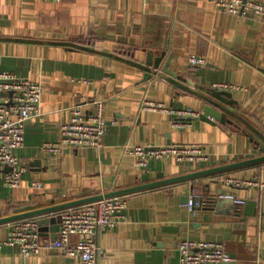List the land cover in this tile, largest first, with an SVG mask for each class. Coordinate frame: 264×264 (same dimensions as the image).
Returning a JSON list of instances; mask_svg holds the SVG:
<instances>
[{"label": "crops", "instance_id": "obj_1", "mask_svg": "<svg viewBox=\"0 0 264 264\" xmlns=\"http://www.w3.org/2000/svg\"><path fill=\"white\" fill-rule=\"evenodd\" d=\"M192 54L204 64L190 65ZM148 56H162L160 66L169 60L168 69L200 92L219 81L241 86L232 91L231 109L264 134V17L230 14L211 0H0V71L42 86L40 114L26 121L18 151L26 166L20 185L7 188L0 167V218L60 203L64 196L74 200L150 182L160 172L168 178L260 154L250 137L263 141L234 117L239 127L197 118L177 128L165 112L140 110L143 98L200 112L205 105L163 76L144 81V70L126 60L142 64ZM94 99L105 101L112 123L100 148H64L57 155L39 149L59 140L70 106ZM174 143L203 145L209 161L167 158L142 167L126 152L130 145ZM229 176L264 181V162L122 194L125 219L99 236L105 256L98 264H178L176 246L183 239L222 242L232 257L226 264H264V189L225 187ZM32 180L42 188H31ZM222 191L244 204L205 203ZM190 194L203 197L200 209L188 210ZM249 200L255 216L244 214ZM11 222L0 223V240ZM21 263L85 264L58 249L24 258L16 246L0 248V264Z\"/></svg>", "mask_w": 264, "mask_h": 264}, {"label": "built area", "instance_id": "obj_2", "mask_svg": "<svg viewBox=\"0 0 264 264\" xmlns=\"http://www.w3.org/2000/svg\"><path fill=\"white\" fill-rule=\"evenodd\" d=\"M59 2L60 0H45ZM221 10L239 16L264 17V3L257 0H211ZM188 62L192 66L204 64L203 57L190 55ZM212 87L218 90L235 91L241 86L229 82H214ZM0 167H9L3 173V183L13 189L20 185L26 170L18 151L24 146L25 123L29 118L40 114L42 86L39 81L10 71H0ZM90 105L88 111L85 106ZM140 110L161 111L170 117L173 127L183 128L197 119L200 111L191 107L174 108L158 100L143 98ZM105 101L94 99L76 102L69 108V118L59 128L60 138L55 142L45 141L39 149L48 155L60 154L64 148L80 147L100 148L103 136L109 125L105 118ZM135 164L147 167L152 160L174 158L178 162H207L209 154L204 146L197 143H174L152 146L137 144L126 146ZM225 187L259 186L264 189L261 179L226 177L222 180ZM42 183L32 180L30 187L42 188ZM219 198H228L238 204L244 200L234 198L233 194L222 191ZM203 197L190 194L186 201L189 211L202 205ZM127 199L125 195L104 197L76 206L66 207L57 212L58 231L52 239L40 230L36 217H26L12 221L5 239L0 240V248L16 246L22 257L37 255L42 248L58 249L64 255L78 256L85 264H98L105 256V250L99 243V236L108 228H113L125 219ZM178 264H220L232 261L230 253L222 242L212 240L183 239L177 243ZM26 264V263H21Z\"/></svg>", "mask_w": 264, "mask_h": 264}, {"label": "water", "instance_id": "obj_3", "mask_svg": "<svg viewBox=\"0 0 264 264\" xmlns=\"http://www.w3.org/2000/svg\"><path fill=\"white\" fill-rule=\"evenodd\" d=\"M66 43V42H65ZM64 43V44H65ZM78 46V45H77ZM82 48H87L84 46H78ZM126 59V58H125ZM162 56L155 58L153 61L149 56L145 60L144 63L140 64L138 62H134L131 59H126L127 61L135 64L136 66H139L141 69L144 70L143 72V80H148L153 77V75L163 76L170 82H173L177 87L181 88L184 91L190 92L192 94L198 95L200 98H202L205 101V105L203 106L202 111L200 112V115L198 119L206 121L210 124H217L218 122L221 124H232L236 127H239L235 122H233L229 117H234L238 120H241L246 126L250 128L252 132H254V135H257L264 144V134L259 131L257 128H255L252 124H250L245 118L240 116L238 113L234 112V110L231 109V106L235 104V101L232 99V92L226 91V90H218L213 88H203L199 87V89L202 91H198L196 88H198V85H195L189 80H183L181 79V76L177 75L176 73L172 72L168 69L169 60H166L164 64L160 66ZM0 95H11V92H1ZM251 141L254 143V148L260 152V154L250 157V158H244L241 160H237L234 162H230L221 166L208 168L205 170L200 171H194L189 172L185 174H180L177 176H172L168 178H163L162 172L156 175V179L152 180L150 182H145L143 184H136L133 186H129L126 188H120V189H114L110 190L108 192L98 193V194H91L89 196H84L82 198H76L74 200L67 199V196L63 197V201L60 203H51L48 206H44L41 208H36L34 210L21 212L17 214H13L11 216H7L4 218H0V223L8 222V221H15L18 219L30 217V216H37L38 223L40 225V230L42 233L49 230L50 231V237L54 239L57 236L58 231V219H57V212L60 209L76 206L82 203H87L91 201H95L104 197H110V196H117L122 194H127L135 191H139L142 189L160 186L168 183H175L179 181H185L192 178H196L198 176H202L205 174L210 173H218L225 170L248 166L256 163H262L264 162V145L260 142H258L253 136L250 137ZM9 167H5V170H8ZM147 178L149 176H146ZM145 177V178H146ZM144 176L142 179H145ZM227 199V200H226ZM231 202L232 199L228 198H213L211 200H206L205 203L208 202L211 205V207L216 206L219 207L222 202ZM255 204V202L252 200L246 201L244 206V214L247 215H253L255 216L257 213V210L253 208L250 210V208ZM200 206H196L194 210L200 209ZM264 215V213H262ZM227 262H223L221 264H226Z\"/></svg>", "mask_w": 264, "mask_h": 264}]
</instances>
